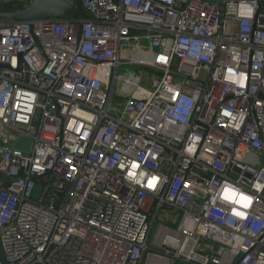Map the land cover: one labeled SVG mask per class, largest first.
I'll return each mask as SVG.
<instances>
[{
  "label": "built area",
  "instance_id": "1",
  "mask_svg": "<svg viewBox=\"0 0 264 264\" xmlns=\"http://www.w3.org/2000/svg\"><path fill=\"white\" fill-rule=\"evenodd\" d=\"M82 5L0 20L6 264H264V166L249 161L264 157V0ZM126 65L155 72L152 88ZM162 210L181 221L156 253Z\"/></svg>",
  "mask_w": 264,
  "mask_h": 264
},
{
  "label": "water",
  "instance_id": "2",
  "mask_svg": "<svg viewBox=\"0 0 264 264\" xmlns=\"http://www.w3.org/2000/svg\"><path fill=\"white\" fill-rule=\"evenodd\" d=\"M85 17L86 10L82 0H32L21 9L9 10L6 1L2 2L0 20L11 23H35L54 19H71ZM0 257L4 264V254L0 250Z\"/></svg>",
  "mask_w": 264,
  "mask_h": 264
},
{
  "label": "rangeland",
  "instance_id": "3",
  "mask_svg": "<svg viewBox=\"0 0 264 264\" xmlns=\"http://www.w3.org/2000/svg\"><path fill=\"white\" fill-rule=\"evenodd\" d=\"M3 1L5 0H0V4H2ZM207 1L215 2L216 0H207ZM119 75L122 77L140 78L141 79L140 81H142L140 83L149 89L152 88L151 81L158 77V75L155 72H151L144 68H137L129 65L122 66L119 70ZM126 102H127L126 98L116 95L110 113L113 115H117L119 110H123V108L126 105ZM31 144H32V140L29 137H25L24 140H22L21 144L18 145V147H22L23 150L27 151L29 150ZM249 161H251L253 164L264 166V157L260 159L250 158ZM180 221H181V214L179 212L162 210L157 216L156 221L154 223L153 232L149 242L150 250L156 251V253L163 250L160 246L156 247L152 243L155 233L161 225H164L171 229H175L178 227ZM172 264H191V263H185L181 260H174Z\"/></svg>",
  "mask_w": 264,
  "mask_h": 264
},
{
  "label": "clouds",
  "instance_id": "4",
  "mask_svg": "<svg viewBox=\"0 0 264 264\" xmlns=\"http://www.w3.org/2000/svg\"><path fill=\"white\" fill-rule=\"evenodd\" d=\"M154 183H155V178L149 181V185L150 184L152 185ZM223 196L225 200H234L236 203L244 204L245 206H247L246 202L248 201V197L242 193H238L237 191H233L229 188H225Z\"/></svg>",
  "mask_w": 264,
  "mask_h": 264
},
{
  "label": "trees",
  "instance_id": "5",
  "mask_svg": "<svg viewBox=\"0 0 264 264\" xmlns=\"http://www.w3.org/2000/svg\"><path fill=\"white\" fill-rule=\"evenodd\" d=\"M6 5L9 10H17V9H21L26 6V4L13 2V1H6ZM1 8H2V4H0V11H1Z\"/></svg>",
  "mask_w": 264,
  "mask_h": 264
},
{
  "label": "snow or ice",
  "instance_id": "6",
  "mask_svg": "<svg viewBox=\"0 0 264 264\" xmlns=\"http://www.w3.org/2000/svg\"><path fill=\"white\" fill-rule=\"evenodd\" d=\"M133 167H138V165L137 164H133ZM149 186H152V185L150 184Z\"/></svg>",
  "mask_w": 264,
  "mask_h": 264
},
{
  "label": "bare ground",
  "instance_id": "7",
  "mask_svg": "<svg viewBox=\"0 0 264 264\" xmlns=\"http://www.w3.org/2000/svg\"><path fill=\"white\" fill-rule=\"evenodd\" d=\"M161 264V263H160ZM163 264H168V262L166 261V262H164Z\"/></svg>",
  "mask_w": 264,
  "mask_h": 264
}]
</instances>
